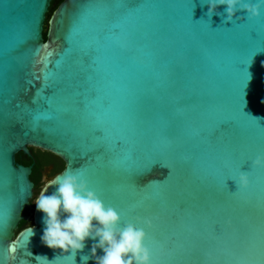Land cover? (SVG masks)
I'll list each match as a JSON object with an SVG mask.
<instances>
[{
    "label": "water",
    "instance_id": "water-1",
    "mask_svg": "<svg viewBox=\"0 0 264 264\" xmlns=\"http://www.w3.org/2000/svg\"><path fill=\"white\" fill-rule=\"evenodd\" d=\"M52 2L0 0V264H96L92 239L41 240L35 201L64 175L145 231L150 264H264V8L63 0L47 19ZM30 148L64 162L37 196Z\"/></svg>",
    "mask_w": 264,
    "mask_h": 264
},
{
    "label": "clouds",
    "instance_id": "clouds-1",
    "mask_svg": "<svg viewBox=\"0 0 264 264\" xmlns=\"http://www.w3.org/2000/svg\"><path fill=\"white\" fill-rule=\"evenodd\" d=\"M205 4L209 19L213 15L222 16L224 23L244 17L237 13L245 14L248 19L258 18L264 8V0L257 3L202 0L201 5ZM220 6H224L223 13L218 11ZM252 163L264 167V156H258ZM248 184L247 174L241 172L238 186L247 187ZM52 185H55V191L51 195L44 194L45 188L35 201L37 211L44 213L45 228L41 240L45 246L75 255L83 251L88 239H92L96 242L92 244L91 256L96 264H150V253L144 245L145 231L132 223L119 227V213L106 207L96 193L89 190L85 180L64 175L49 181V186ZM97 249L102 250L103 255L97 256Z\"/></svg>",
    "mask_w": 264,
    "mask_h": 264
},
{
    "label": "trees",
    "instance_id": "trees-1",
    "mask_svg": "<svg viewBox=\"0 0 264 264\" xmlns=\"http://www.w3.org/2000/svg\"><path fill=\"white\" fill-rule=\"evenodd\" d=\"M62 1L63 0H53V2L51 3V6H50L49 13L47 15V19L50 17L51 13L59 6V4ZM46 30H47V22H46L45 30H44V38L45 39H46ZM30 152H31V154H33V158H30L29 156H26V155L20 153V154L16 155V161L19 164L29 166V165L33 164L34 159H36V162L34 163L33 172H32L30 179L35 185L34 193H35V196H37L39 194L42 186H43L42 173H41V169H42L41 162H43V163H55V156L50 154V153L44 152V151L39 150V149H34V148H30ZM63 169H64L63 163L56 165L52 175L55 176L57 173H59ZM31 225H32V221L22 222L19 230H22V229H24L28 226H31Z\"/></svg>",
    "mask_w": 264,
    "mask_h": 264
},
{
    "label": "flooded vegetation",
    "instance_id": "flooded-vegetation-1",
    "mask_svg": "<svg viewBox=\"0 0 264 264\" xmlns=\"http://www.w3.org/2000/svg\"><path fill=\"white\" fill-rule=\"evenodd\" d=\"M29 157L33 158V154H31V156H29ZM35 162H36V159H34V163ZM34 163H33V166H34ZM62 163L64 164V162L60 158H58L56 156H55V163H43V162H41V165H42V169H41L42 180H43L45 174H47V176L52 175V173H53V171L55 169V166L59 165V164H62Z\"/></svg>",
    "mask_w": 264,
    "mask_h": 264
},
{
    "label": "snow or ice",
    "instance_id": "snow-or-ice-1",
    "mask_svg": "<svg viewBox=\"0 0 264 264\" xmlns=\"http://www.w3.org/2000/svg\"><path fill=\"white\" fill-rule=\"evenodd\" d=\"M109 207H111V206H109ZM11 250L13 252L17 253V258H22L24 256V254H25L23 249H17L15 247H12Z\"/></svg>",
    "mask_w": 264,
    "mask_h": 264
},
{
    "label": "rangeland",
    "instance_id": "rangeland-1",
    "mask_svg": "<svg viewBox=\"0 0 264 264\" xmlns=\"http://www.w3.org/2000/svg\"><path fill=\"white\" fill-rule=\"evenodd\" d=\"M44 177H48V178H53L54 177V175H50V176H47V174H45V176ZM42 183L44 184V181H42Z\"/></svg>",
    "mask_w": 264,
    "mask_h": 264
}]
</instances>
